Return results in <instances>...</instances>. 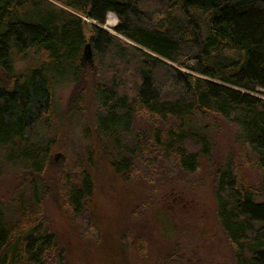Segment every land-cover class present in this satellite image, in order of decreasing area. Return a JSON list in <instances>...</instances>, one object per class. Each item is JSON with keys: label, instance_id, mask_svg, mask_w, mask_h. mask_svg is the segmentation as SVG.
<instances>
[{"label": "trees", "instance_id": "trees-1", "mask_svg": "<svg viewBox=\"0 0 264 264\" xmlns=\"http://www.w3.org/2000/svg\"><path fill=\"white\" fill-rule=\"evenodd\" d=\"M69 86L62 111L57 92ZM221 125L237 150L215 164ZM74 128L96 135L126 180L163 185L212 164L236 264H264V0H0V173L18 181L0 201V264H68L44 203L57 190L83 218L94 179L84 167L50 186L45 176L57 136Z\"/></svg>", "mask_w": 264, "mask_h": 264}, {"label": "rangeland", "instance_id": "rangeland-1", "mask_svg": "<svg viewBox=\"0 0 264 264\" xmlns=\"http://www.w3.org/2000/svg\"><path fill=\"white\" fill-rule=\"evenodd\" d=\"M117 25L118 19L111 14L104 29L115 34ZM75 91L72 86L58 90L60 110H66ZM234 133L233 127L221 125L215 164L237 150ZM67 135L62 130L57 136L45 176L47 185L61 173L74 172L79 167L88 170L95 183L83 218L70 215L57 190L51 189V196L45 200L47 226L57 234L68 264H166L174 251L197 264H236L234 250L216 218L212 164L203 162V168L192 176L176 173L179 175L171 176L163 185L145 182L138 175L126 180L116 176L104 152H98L103 150L96 135L85 141L77 128ZM87 146L92 156L85 154ZM244 173L248 181L256 179L253 171ZM17 186L14 175L0 173V201L13 194ZM172 192L186 199L181 213L171 209Z\"/></svg>", "mask_w": 264, "mask_h": 264}, {"label": "flooded vegetation", "instance_id": "flooded-vegetation-1", "mask_svg": "<svg viewBox=\"0 0 264 264\" xmlns=\"http://www.w3.org/2000/svg\"><path fill=\"white\" fill-rule=\"evenodd\" d=\"M171 197L174 201V203L172 204V207H171V209L174 208L173 213H175V212H176V214L181 213V210H183V208H186V205H183V204H185L184 202H186L184 195L172 192ZM160 213H165V212H160ZM166 264H197V263L194 262L192 260V258H185L182 255L177 254L174 251L170 255V260L166 261Z\"/></svg>", "mask_w": 264, "mask_h": 264}, {"label": "water", "instance_id": "water-1", "mask_svg": "<svg viewBox=\"0 0 264 264\" xmlns=\"http://www.w3.org/2000/svg\"><path fill=\"white\" fill-rule=\"evenodd\" d=\"M83 62L89 67H94V54L90 44H87L83 50Z\"/></svg>", "mask_w": 264, "mask_h": 264}]
</instances>
